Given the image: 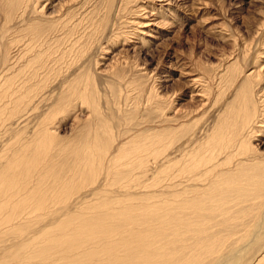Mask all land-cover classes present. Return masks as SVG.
<instances>
[{
    "label": "bare ground",
    "instance_id": "1",
    "mask_svg": "<svg viewBox=\"0 0 264 264\" xmlns=\"http://www.w3.org/2000/svg\"><path fill=\"white\" fill-rule=\"evenodd\" d=\"M31 2L15 0L6 4L5 10L8 14L26 10ZM43 33L34 28L21 41L16 38L12 42H28L30 53V49L47 44L48 34ZM45 54L30 55L21 67L18 63L22 56L17 64L6 56L9 62L6 60L5 69L0 70V127L5 119L14 118L17 110L26 111L17 118V124H22L39 109L43 99L27 107L35 101L29 102V95L42 86L41 71L48 69ZM261 64L240 76L243 81L237 84L233 102L220 112L205 141L189 151V141H185L177 150L178 158L167 155L166 164L151 179L165 175V184L150 193L112 196L105 189L109 185L133 188L132 171L146 170L145 158L157 156L165 141L168 149L173 147L176 133L185 127L183 121L162 134L132 135L117 147L108 145L115 140L108 124L93 129L85 123L80 125L83 143L67 154L73 158L71 164L61 159L67 155L55 147L59 137L53 132L54 118L50 119L49 113L36 118L31 133L19 131L12 135L0 151V239L7 240L31 226L33 221H26L30 211H42L35 217L52 219L11 246L0 248V264H264V92L258 94L264 81ZM239 67L235 65L231 75H236ZM112 70L118 75V66ZM66 82L59 92L65 89L63 92L69 95L60 94L55 105H67L76 98L91 106L93 113H100L98 99L89 85L79 87L70 82L66 87ZM52 107L51 111L56 108ZM76 123L80 122L76 119ZM139 138L145 143L134 144ZM91 184L96 189L79 194L81 188ZM87 193L94 197L87 198ZM61 204L68 207L63 213L50 211ZM251 226L253 229L241 236L239 230ZM233 237L240 241L231 243L240 244L228 247Z\"/></svg>",
    "mask_w": 264,
    "mask_h": 264
},
{
    "label": "rangeland",
    "instance_id": "2",
    "mask_svg": "<svg viewBox=\"0 0 264 264\" xmlns=\"http://www.w3.org/2000/svg\"><path fill=\"white\" fill-rule=\"evenodd\" d=\"M12 1L15 2L0 0V70L6 67V56L16 64L22 56V61H25L18 63L20 67L36 52H47L45 55L49 59L46 56L47 61L43 58L48 69L44 68L40 73L43 74L42 89L38 87L35 94L29 95L32 97L29 102L35 101L30 104L27 101V108L30 109L34 103L43 99L39 109L33 111L31 119L22 124L17 123L26 113L24 109L21 110L22 114L17 110L14 118L4 120L5 125L0 127V151L16 132L31 133L36 118L45 113L51 114L49 117L54 118L51 119L53 122L55 120L53 123L49 119L54 124L51 125L53 132L59 137L55 147H60L64 155L72 154L71 149L75 147L76 150L80 148L79 143H83L80 125L85 123L91 124L93 129L108 124L113 129L111 132L115 139L108 145L117 147L132 135L142 137L148 133L162 134L171 125H179L177 121L184 122L182 125L185 127L176 133L173 147L168 149L165 141L160 146L162 149L159 147L157 156L150 154L145 158L146 170L138 171L136 168V171H132L133 188L106 187L105 190L112 196L145 194L157 187L162 189L165 175H157L159 180L156 178L155 183L151 179L162 168L166 158L170 155L171 158H178L177 150L185 141H189L187 151L205 141L219 120L220 112L228 102H233L237 87L243 81L240 76L243 77L256 64L264 62V0H32L26 10L20 9L8 14L6 4ZM34 28L48 34L47 44L44 42L42 46L30 49L29 53V46H26L28 42H12L17 39L21 41ZM235 65L240 66L238 73L231 75ZM117 66V74L121 73V76L112 70ZM235 76H238V81L233 85ZM65 82L66 87L70 82L79 87L89 85V90L98 99L100 113H93L91 106L83 105L84 100L76 98L72 99L73 103L71 100L67 105H55L57 102L54 101L59 100L60 94L61 97L69 95L63 92L65 89L59 92ZM263 84L264 81L260 89L257 88L259 95L264 92ZM50 107L57 111L52 112ZM53 114L55 117H52ZM126 114H129V119ZM88 115H91L89 119ZM137 141L134 144L145 143L143 138ZM61 159L70 164L73 162L70 155ZM150 180L152 182L149 186L147 181ZM95 186L91 184L81 188L79 194L96 189ZM87 195V198L94 197L89 193ZM66 209V204H61L50 211L59 214ZM30 212L26 221H33L30 222L31 226L29 224L23 228V233L12 235L7 240L0 239V248L11 246L23 235L27 236L52 219L50 216L48 219L35 217L42 211ZM249 228L253 229V226L246 230L241 228V236L248 234ZM232 239L227 246H239L240 243H231L239 242V237Z\"/></svg>",
    "mask_w": 264,
    "mask_h": 264
}]
</instances>
